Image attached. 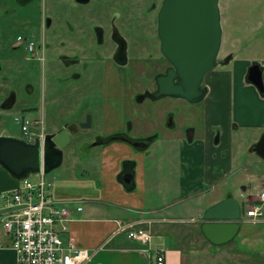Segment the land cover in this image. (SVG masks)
Here are the masks:
<instances>
[{
    "label": "crops",
    "instance_id": "obj_1",
    "mask_svg": "<svg viewBox=\"0 0 264 264\" xmlns=\"http://www.w3.org/2000/svg\"><path fill=\"white\" fill-rule=\"evenodd\" d=\"M250 65L246 70H241V75L231 79L216 78L208 82L204 79L205 97L208 95L212 97V104L208 105L204 113L206 125L201 130L195 125L187 127L177 142L175 166L177 194L180 198L189 194V184L195 182L192 174L195 171L194 167L204 166L207 181L214 186L215 182L222 178L230 164L227 163V167H224L221 159L224 158V154L228 155L235 132L243 130L250 144L256 142L264 133V84L262 82V91L253 83L255 87L251 85L247 79ZM259 66L262 78V66L261 64ZM211 91H215V94L212 95ZM112 104L115 105V102L107 101L105 127L102 129L120 134L129 117L125 118L123 112L115 111ZM99 119V115L92 114L90 121L98 123ZM75 132L69 133V140L70 134ZM114 141L102 142L105 145H102L103 149L100 150L97 179H85L81 174L77 175L68 169V174L58 169L49 176L45 173V178L51 183L48 188L49 195L58 202H67L73 208L71 218L66 222L67 231L61 233L62 239L66 241L70 237L77 246L91 253L84 264H154L156 250L164 252L165 264H197L201 255L209 256L212 252L210 246L216 244L209 242L197 227L200 229L204 210L231 193L226 191L216 193L214 199L206 206L197 208L192 215L183 217L175 211L166 213L162 208H158L154 199L148 201L147 198L150 184H153L152 189L157 190L154 180L147 177L146 157L150 153L147 145L136 148L119 140ZM251 146L250 151L255 153ZM172 150L176 153L174 149ZM257 157L264 161L260 156ZM63 158L62 156V162ZM62 162L49 173L59 168ZM129 162L130 167L126 164ZM253 165L255 163L251 164ZM128 169L130 174L126 173ZM171 173L173 172L169 174ZM19 182L20 180L0 166V191L13 189ZM242 189L246 190V187ZM263 189L264 179L257 186V192L251 200L261 203L258 193ZM76 206H80L81 209L76 211ZM244 216L242 215V218ZM131 222H138L139 226L151 232L148 253L140 249L141 245L137 241L127 238L125 231L122 230L125 224ZM197 232L207 246L204 248L196 246L194 251L188 252L183 246L191 245L196 239ZM235 237L238 249L248 251L264 249V217L256 222L241 219ZM16 259L17 252L12 246L11 237L2 231L0 226V264H16Z\"/></svg>",
    "mask_w": 264,
    "mask_h": 264
},
{
    "label": "rangeland",
    "instance_id": "obj_2",
    "mask_svg": "<svg viewBox=\"0 0 264 264\" xmlns=\"http://www.w3.org/2000/svg\"><path fill=\"white\" fill-rule=\"evenodd\" d=\"M219 8L222 40L218 57L223 59L229 53H233V56L228 63L217 65L209 70L204 79L208 82L216 78L226 80L237 77V75H241L242 69L246 70L247 66L255 61L262 66V82L264 84V0H219ZM17 15H20V13ZM18 26L15 36L20 33L19 31H22L21 27L18 30ZM154 32V26H151L148 30V36L151 40H154ZM147 49L152 52L158 50L157 48ZM16 53L18 55L23 54L24 49H16ZM151 67L149 64L148 68ZM162 69L163 65H159L155 68V71ZM47 76L48 74L44 70L43 77L41 76V79H39V93L36 98L24 101L26 104L23 106L28 105L33 109L22 111L21 105H16L15 108L6 110L2 114L3 124L1 127L7 134L20 136L13 116L21 114V112L31 118L42 117L45 132L53 133L55 128H58L63 122L76 118L70 113L76 105L82 111L86 103L91 105L97 103L98 97L94 96L86 85L83 86V91L79 95H75V92H72L71 81L60 84V81L48 79ZM10 81H12L11 75L9 77ZM251 85L255 87L252 83ZM146 86L151 89L154 87V83L149 81ZM140 87L132 84L131 89H129L135 92ZM213 88L216 87L213 86ZM211 93L214 95L215 91H211ZM127 104L125 118L133 117L131 109L135 108L147 120L145 127H138V129L132 130L133 132L127 130L130 133L129 135L135 137L151 132L157 133V137L147 145L150 152L146 157L147 177L154 180V185L157 187V190H155L151 188L153 184L148 186V201L154 199L159 209L162 208L166 213H171L170 211L179 212V215L183 217L194 214L193 211L199 207L206 206L217 196L215 194L218 192L231 193L240 202L243 211H245L247 205L255 204L251 199L257 192V186L264 179V161L250 151L252 143H248V140H246L247 134L243 130L234 133L230 151L228 155L227 153L224 154V158L221 159L224 167H227L226 164L229 163L230 168L224 172L225 174L223 173L218 182H215V186L207 181L208 176H205V167L197 166L193 168L195 169L192 173L195 182L189 184V194L185 197L181 196V198L177 194L178 180L175 166L177 142L182 138V134L187 127L195 125L200 130L205 127V109L212 104L210 95L204 96L202 100L196 103L188 102L182 98L162 96L157 99L146 98L138 103L133 99H128ZM116 116L120 117V115ZM120 121L121 119H119ZM116 133L113 130H103L99 123L93 127L79 128L77 132L70 134L69 143L63 147L64 150L62 149L64 158L61 166L54 169L53 172L46 173V175L54 174L57 169L63 170L67 174L68 170H73L74 173L81 174L85 179H97L98 162L101 156L100 150L103 149L102 145L105 144L94 142L98 141L99 137L109 138ZM114 142L118 141L115 140ZM119 142L131 145L124 140H119ZM172 149L176 153H173ZM216 163L219 162L216 161ZM253 163L255 165L251 166ZM202 164H204V161H202ZM170 172L173 173L169 174ZM203 174L204 178H202ZM33 175L31 174V177ZM242 187H246V190H243ZM195 236L196 239L191 245L183 246L188 249V252L194 251L196 246L197 248L207 246V243H204L198 232ZM235 239L236 237L223 245L210 246L211 254L209 253V256L203 255V257L201 255L197 264H264V249L249 251L238 249Z\"/></svg>",
    "mask_w": 264,
    "mask_h": 264
},
{
    "label": "flooded vegetation",
    "instance_id": "obj_3",
    "mask_svg": "<svg viewBox=\"0 0 264 264\" xmlns=\"http://www.w3.org/2000/svg\"><path fill=\"white\" fill-rule=\"evenodd\" d=\"M164 2L0 0V135H10L1 127L6 110L16 105H21L22 111L33 109L23 106L24 101L38 95L44 70L48 79L58 80L60 84L71 81L75 95L86 85L98 97L96 104L86 103L82 111L76 105L70 112L76 118L63 122L55 132L78 131L92 114L100 116L98 123L104 128L108 100L115 102L112 104L115 111L125 115L128 99L136 103L150 99L149 93L156 89L155 77L170 66L160 50L157 29L160 12L165 10ZM17 26L22 31L15 36ZM151 26L155 29L154 40L148 36ZM19 48L24 49L23 54L16 53ZM147 48L158 50L152 52ZM159 65H163V69L155 71ZM9 73L13 83L9 82ZM149 81L154 83L151 89L146 86ZM132 84L141 87L132 92ZM131 110L133 117L128 118L120 134L146 146L157 133L129 135L127 130L147 124L146 118L135 108ZM98 123L91 120L88 128ZM126 173L130 174V169Z\"/></svg>",
    "mask_w": 264,
    "mask_h": 264
},
{
    "label": "water",
    "instance_id": "obj_4",
    "mask_svg": "<svg viewBox=\"0 0 264 264\" xmlns=\"http://www.w3.org/2000/svg\"><path fill=\"white\" fill-rule=\"evenodd\" d=\"M165 10L158 19L160 50L170 66L155 77L156 89L149 93L151 99L162 96L182 98L196 103L206 93L205 74L229 62L232 54L218 60L222 40L219 0H165ZM247 79L263 90L261 69L258 63L248 68ZM90 117L81 123L88 127ZM69 132L62 129L47 133L41 141L29 142L13 135H0V166L18 180L29 174L48 173L62 162L63 147ZM124 140L138 148L145 146L122 134L113 135L94 143ZM251 150L264 159V133L251 146ZM242 211L239 202L228 194L208 206L200 223V231L212 244L231 241L240 228Z\"/></svg>",
    "mask_w": 264,
    "mask_h": 264
},
{
    "label": "built area",
    "instance_id": "obj_5",
    "mask_svg": "<svg viewBox=\"0 0 264 264\" xmlns=\"http://www.w3.org/2000/svg\"><path fill=\"white\" fill-rule=\"evenodd\" d=\"M14 121L21 137L27 141L44 138L41 117L18 114ZM50 184L41 171L36 177L21 180L13 189L0 191V226L11 237L17 252L16 264H84L91 256L72 238L62 239L61 233L67 231L66 222L71 218L73 208L49 195ZM258 196L261 203L247 205L243 221L256 222L262 218L264 189ZM80 209V206L75 208L76 211ZM122 230L127 238L137 241L140 249L148 253L152 236L147 228L131 222ZM154 264H165L162 250L155 251Z\"/></svg>",
    "mask_w": 264,
    "mask_h": 264
},
{
    "label": "trees",
    "instance_id": "obj_6",
    "mask_svg": "<svg viewBox=\"0 0 264 264\" xmlns=\"http://www.w3.org/2000/svg\"><path fill=\"white\" fill-rule=\"evenodd\" d=\"M252 63H254V62H252ZM115 135H118V134H115ZM150 138H151V137H150ZM101 139H103V140H104V139H106V138H101V137H100V138H98V140H101ZM151 140H152V139H151ZM149 143H150V141L148 142V144H149ZM148 144H146V145H148ZM136 148H137V147H136ZM126 164H127V166H129V167H130V165H131V163H130V162H129V163H126ZM120 176H122V175H120ZM197 229H198V231L200 230V229H199V227H197Z\"/></svg>",
    "mask_w": 264,
    "mask_h": 264
}]
</instances>
